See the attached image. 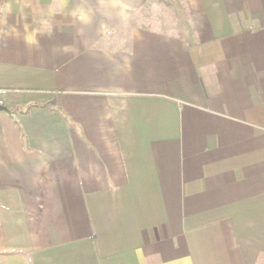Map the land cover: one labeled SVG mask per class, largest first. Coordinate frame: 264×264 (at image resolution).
I'll return each mask as SVG.
<instances>
[{
	"label": "crops",
	"instance_id": "0c3cea01",
	"mask_svg": "<svg viewBox=\"0 0 264 264\" xmlns=\"http://www.w3.org/2000/svg\"><path fill=\"white\" fill-rule=\"evenodd\" d=\"M0 95V264H264V0H0Z\"/></svg>",
	"mask_w": 264,
	"mask_h": 264
},
{
	"label": "rangeland",
	"instance_id": "374dc122",
	"mask_svg": "<svg viewBox=\"0 0 264 264\" xmlns=\"http://www.w3.org/2000/svg\"><path fill=\"white\" fill-rule=\"evenodd\" d=\"M172 1V0H171ZM159 9V11H161V14L162 15H164V8H162V7H160V8H158ZM171 11H175V15H176V11H178L177 9H171ZM171 16H173L172 14H171Z\"/></svg>",
	"mask_w": 264,
	"mask_h": 264
},
{
	"label": "built area",
	"instance_id": "2783aa9c",
	"mask_svg": "<svg viewBox=\"0 0 264 264\" xmlns=\"http://www.w3.org/2000/svg\"><path fill=\"white\" fill-rule=\"evenodd\" d=\"M4 104V101L3 99L1 98V95H0V105H3Z\"/></svg>",
	"mask_w": 264,
	"mask_h": 264
},
{
	"label": "water",
	"instance_id": "95a60500",
	"mask_svg": "<svg viewBox=\"0 0 264 264\" xmlns=\"http://www.w3.org/2000/svg\"><path fill=\"white\" fill-rule=\"evenodd\" d=\"M4 109H5V107H3V106L0 105V110H4Z\"/></svg>",
	"mask_w": 264,
	"mask_h": 264
}]
</instances>
